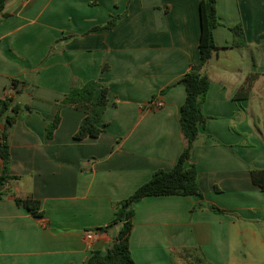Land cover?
<instances>
[{"label": "crops", "instance_id": "crops-1", "mask_svg": "<svg viewBox=\"0 0 264 264\" xmlns=\"http://www.w3.org/2000/svg\"><path fill=\"white\" fill-rule=\"evenodd\" d=\"M200 2L7 0L0 100L11 92L31 111L21 110L9 130L10 174L18 179L0 186V264H86L119 229L102 230L115 205L174 167L186 147V90L178 82L200 59ZM217 14V48L201 71L211 81L208 119L187 165L199 173L204 202L222 213L198 196L136 202L129 247L138 264H191L190 249L207 264H264V192L250 175L264 169V0H217ZM121 15L113 30L93 31ZM240 24L245 46H235L231 31ZM67 36L75 38L58 42ZM92 80L109 90L104 131L78 141L85 114L59 103L73 82ZM246 83L248 96L237 98ZM154 100L164 106L143 110ZM17 198L39 201L41 215Z\"/></svg>", "mask_w": 264, "mask_h": 264}, {"label": "trees", "instance_id": "trees-1", "mask_svg": "<svg viewBox=\"0 0 264 264\" xmlns=\"http://www.w3.org/2000/svg\"><path fill=\"white\" fill-rule=\"evenodd\" d=\"M7 0H0V23L9 18L5 13ZM200 14V41L199 62L194 64L190 71L178 82L186 90V100L181 107L180 125L186 140V147L180 158L169 171L158 170L153 173L151 179L139 187L128 199L115 205V219L103 231H108L114 227H119L113 236V241L105 251H94L86 264H138L134 261L129 247L131 230L133 228L134 204L143 198L151 196H198L200 203L216 213H222L217 206L204 202V196L199 185V173L196 167L191 164L194 150L199 141V129L205 126L208 117L203 112L211 81L207 75L203 74L202 68L211 60L216 50L214 30L221 25L217 14V0H201L199 5ZM125 14H123L124 16ZM112 17L105 25L98 26L93 31L113 30L123 17ZM234 35L235 46H245L247 44L242 25L231 28ZM75 36H67L58 42H67ZM57 42V43H58ZM20 82L12 80L11 88L17 87ZM249 83L237 93L236 97H247ZM12 91V89H10ZM166 90L162 91L164 94ZM109 90L98 80H92L84 84L73 82L69 93L59 103V109L64 106L74 107L85 114L74 138L78 141L87 138H98L104 131L101 120L109 104ZM11 92L0 100V158L2 160V171L0 175V186H4L11 180L18 179L10 174L11 166V145L9 140V130L16 123L21 110L31 111L28 106H22L15 101ZM152 108L151 103L143 107V110ZM59 112L54 121L47 127L48 137L51 138L60 124ZM251 180L255 186L264 192V169H251ZM16 203L26 207L35 215H41L40 202L33 199H16ZM186 258H193L191 264H207L197 254L196 249L185 250ZM190 264V263H189Z\"/></svg>", "mask_w": 264, "mask_h": 264}, {"label": "built area", "instance_id": "built-area-1", "mask_svg": "<svg viewBox=\"0 0 264 264\" xmlns=\"http://www.w3.org/2000/svg\"><path fill=\"white\" fill-rule=\"evenodd\" d=\"M164 106L163 102L161 100H154L151 102V107L155 108V109H161ZM87 239L88 240H92L93 239V235L92 234H88L87 235Z\"/></svg>", "mask_w": 264, "mask_h": 264}]
</instances>
